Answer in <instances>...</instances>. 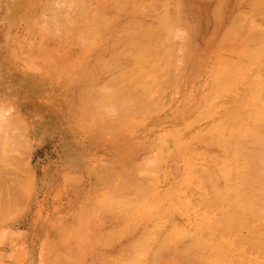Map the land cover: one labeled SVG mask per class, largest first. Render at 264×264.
<instances>
[{
  "label": "rangeland",
  "instance_id": "obj_1",
  "mask_svg": "<svg viewBox=\"0 0 264 264\" xmlns=\"http://www.w3.org/2000/svg\"><path fill=\"white\" fill-rule=\"evenodd\" d=\"M168 1L0 0V24L30 25V99L60 108L50 134L77 138L45 158V171H57L45 176L53 184L45 200H70L78 193L69 185L93 184L91 175L57 174L68 149L77 148L78 169L103 170L93 193L96 219H107L103 238L91 251L72 239L65 255L58 239L35 242L29 264L44 256V264H264V0ZM75 54L77 96L60 78ZM11 80L6 69L0 230L20 220L29 197L41 198L28 130L11 104L20 95L6 94ZM18 168L29 174H11ZM27 182L32 192L12 190ZM50 213L40 201L32 221L51 237L64 225Z\"/></svg>",
  "mask_w": 264,
  "mask_h": 264
},
{
  "label": "crops",
  "instance_id": "obj_2",
  "mask_svg": "<svg viewBox=\"0 0 264 264\" xmlns=\"http://www.w3.org/2000/svg\"><path fill=\"white\" fill-rule=\"evenodd\" d=\"M29 28V24H0V75L4 74L6 69H9L12 85H10L8 90H6V94L20 95V102L15 99L11 104L15 105L16 110L20 112L21 122L24 128L28 130V148L26 152H29V160H31L32 164L34 163L33 172H31V174L36 180L34 186L32 185V187L33 191H36L37 193L36 197L38 199L41 197L43 200L41 198V200H37L35 197H27L28 199L25 206V209L27 210L22 212L20 220L17 221L16 224H10L8 222L0 230V264H29L28 256L30 255L29 253L32 244L36 242V247L39 248L38 245L40 244L42 246L44 241L49 238L58 239L61 241L60 249L62 251H60V255L67 254L68 248L75 246V243L68 242L72 239H76L79 243L80 240L84 241L81 246L87 245L91 251L94 249L93 241L95 239L103 238V225H105L107 222V219H104L103 217H101V219H96L97 216L94 215L93 210V199L95 197L93 193L96 191L95 188L97 186V182L100 179H103V170H95V167L91 170L89 168H85L86 166L78 169V158H72L73 154L77 153L76 147H74V149L73 147L68 149L69 153L68 155H65L66 157L64 160H68L69 162L68 164H64V172L57 174L91 175L93 184H80L77 186L69 185L70 189L73 188L74 192L76 191V193H78L73 199L48 202L45 200L46 196L52 191L53 187L52 183L46 182L47 179L45 176L47 177V175H55L57 172L45 171V158L48 157L50 153L57 150V145H61V143L66 142L74 144L77 142V138L55 136L50 134V129L61 127V124H59V119H57V115H55V112L60 110V108L50 107L49 104H41L39 101H34L32 98L30 99V96L37 94V92L30 91V86L33 84H31L30 81L33 79V77L30 78L29 76V63L33 62V59L36 61L37 57L33 55V51L28 49L27 43L29 38L28 33L30 31ZM18 47L20 48V53L14 50ZM30 52L31 54H29ZM100 60H104L99 62L103 63L107 60V58L101 57ZM4 64L10 66L5 68ZM16 64H20V74H18L19 87H14V85L17 86L14 79V77L16 78V72L18 71V66H16ZM62 64H68L69 70L62 71V69L60 72V78L64 81V83L66 80L69 81L70 92L73 89L74 96H77L76 90L78 88V72L76 68V54L68 56V61H63ZM100 74V80H103V73ZM29 78L31 80H29ZM39 128L45 129L38 130ZM72 150H74V152ZM27 163H29L28 158L26 159V164ZM67 169L70 171L67 172ZM105 173L107 174V172ZM11 174L25 176L26 174H29V171L27 168H18ZM43 175L44 177H41ZM12 190L29 192L31 189L28 187L27 182L22 183L21 186L16 185V187H14ZM83 193H88V195ZM84 196H86V199H84ZM24 199L25 196L21 195V198L19 199L20 204L15 203V206H21L24 202ZM29 200H32L33 202L30 203ZM40 201L43 203V208H51L50 214L54 218H52L53 221L56 220L58 222L59 220V222L64 225L62 227L63 233L61 231V234H54L50 237L43 233L45 230L42 232L36 225H34V222L32 221L35 218L33 215V210L40 206ZM73 227L76 229L73 230ZM79 248L82 249L81 247ZM45 257L46 256L42 257L43 264L46 261Z\"/></svg>",
  "mask_w": 264,
  "mask_h": 264
},
{
  "label": "bare ground",
  "instance_id": "obj_3",
  "mask_svg": "<svg viewBox=\"0 0 264 264\" xmlns=\"http://www.w3.org/2000/svg\"><path fill=\"white\" fill-rule=\"evenodd\" d=\"M166 1H167V0H166ZM171 1H172V3H173V2H176V0H171ZM171 1H170V2H171ZM194 1H195V0H194ZM199 1H200V0H199ZM209 1H210V0H209ZM83 2H84V1H83ZM168 2H169V1H168ZM170 2H169V3H170ZM177 3H178V2H177ZM179 3H180V2H179ZM179 3H178V4H179ZM182 3H183V1H181V4H182ZM196 3H197V2H196ZM205 3H206V1H205ZM84 4H85V2H84ZM192 4H193V3H191L190 5H192ZM174 5H175V4H174ZM190 5H189V6H190ZM178 6H179V5H178ZM186 6H187V5H186ZM192 6H195V5H192ZM196 6H197V5H196ZM196 6H195V7H196ZM204 6H205V5H204ZM204 6H203V9H204ZM80 7H84L83 4H82ZM80 7H79V8H80ZM175 7H177V6H175ZM197 7H198V6H197ZM205 7H206V6H205ZM177 8H178V7H177ZM182 8H184V6H183ZM192 8H193V7H192ZM208 8H209V7H208ZM81 9H82V8H81ZM81 9H79V10H81ZM83 10H85V9H83ZM175 10H176V9H175ZM204 10H206V9H204ZM176 11H177V10H176ZM83 12H84V11H83ZM173 12H175V11H173ZM198 12H199V11H198ZM205 12H206V11H205ZM185 13H186V12H185ZM206 13H207V12H206ZM182 14H183V13H182ZM186 14H187V13H186ZM186 14H185V15H186ZM173 15H174V14H173ZM179 15H180V13H179ZM210 15H211V14H210ZM186 16H188V14H187ZM186 16H185V17H186ZM178 17H179V16H178ZM189 17H190V15H189ZM173 18H177V16H176V17H173ZM187 18H188V17H187ZM206 18H208V17H206ZM163 19H164V18H163ZM182 19H185V21L187 20L186 18H184V16H182V18H181V16H180V20H181V22H182ZM200 19H201V18H200ZM165 20H166V19H165ZM192 20H193V19H192ZM198 20H199V19H198ZM207 20H210V19H207ZM185 21H183V22H185ZM187 21H188V20H187ZM205 21H206V19H205ZM183 24H185V23H183ZM188 24H189V23H188ZM188 24H187V25H188ZM164 25H165V24H164ZM185 27H186V26H185ZM188 28L190 29V27H188ZM260 28H261V27H260ZM186 29H187V28H186ZM253 29H256V28L254 27V28H252V30H253ZM258 29H259V28H258ZM261 29H262V28H261ZM187 30H188V29H187ZM187 30H186V31H187ZM189 31H191V30H189ZM192 31H193V30H192ZM240 31H241V30H239V32H240ZM191 33H192V32H191ZM254 33H255V32H254ZM142 34H143V33H142ZM256 34H257V33H256ZM121 35H123V33H122ZM249 35H250V34H249ZM168 36H169V35H168ZM190 36H191V35H190ZM236 36H237V35H236ZM245 36H247V35H245ZM172 37H173V36H172ZM263 37H264V36H262V38H263ZM140 38H141V37H140ZM142 38H143V37H142ZM142 38H141V39H142ZM145 38H146V36H145ZM148 38H150V37H148ZM120 39H121V38H120ZM256 39H257V38H256ZM131 40H132V39H131ZM137 40H138V39H137ZM183 40H184V39H183ZM170 41H171V40H170ZM136 42H137V41H136ZM141 42H142V41H141ZM144 42H145V41H144ZM176 42H177V41H176ZM174 43H175V42H174ZM140 44H141V43H140ZM177 45H178V44H177ZM250 45H251V44H250ZM256 46H257V45H256ZM261 46H262V45H261ZM166 48H167V47H166ZM250 48H251V47H250ZM252 48H253V47H252ZM258 48H259V47H258ZM260 48H261V47H260ZM261 49L263 50V48H261ZM261 49H260V50L258 49V50L261 52V51H262ZM256 50H257V49H256ZM256 50H255V51H256ZM136 51H137V50H136ZM150 51H151V50H150ZM156 51H157V50H156ZM249 51H250V50H249ZM253 51H254V50H253ZM153 52H154V51H153ZM154 53H155V52H154ZM255 53H256V52H255ZM140 54H141V53H140ZM143 54H144V53H143ZM143 54H142V55H143ZM163 55H164V54H163ZM260 55H261V54H260ZM165 56H166V55H165ZM247 56H248V55H247ZM247 56H246V57H247ZM141 57H142V56H141ZM249 57H251V54H249ZM263 59H264V58H263ZM246 60H247V59H246ZM249 60H250V59H249ZM251 60H254V58H251ZM251 60H250V61H251ZM254 61H256V60H254ZM258 62H260V61L258 60ZM262 62L264 63V60H263ZM262 62H261V63H262ZM254 63H255V62H254ZM261 63H260V65H261ZM263 63H262V64H263ZM253 66H254V64H253ZM257 66H259V65H257ZM238 68L240 69V67H238ZM247 68H248V67H247ZM260 68H261V67H260ZM257 69H259V68H257ZM257 69H256V70H257ZM234 70H235V69H234ZM243 70H244V69H240L239 71H243ZM248 70H249V69H248ZM256 70H255V71H256ZM243 72H244V71H243ZM245 72H247V71H245ZM249 72H250V71H249ZM251 72H252V71H251ZM231 73H232V72H231ZM234 73H235V72H234ZM236 73L238 74V71H237ZM236 73H235V74H236ZM241 73H242V72H241ZM237 74H236V75H237ZM248 74H249V73H248ZM248 74H247V76H248ZM256 74H257V73H256ZM239 75H240V74H239ZM239 75H238V76H239ZM243 75H244V74H243ZM243 75H242V76H243ZM253 75H255V74H253ZM257 75H258V74H257ZM240 76H241V75H240ZM240 76H239V77H240ZM250 77H251V76H250ZM257 78H259V77H257ZM260 78L263 79L262 76H260ZM260 78H259V80H260ZM250 79H251V78H250ZM263 81H264V80H263ZM256 82H257V81H256ZM257 83H259V82H257ZM247 85H248V84H247ZM249 88H250V86H249ZM247 89H248V87H247ZM251 89H252V88H251ZM251 89H248V90H251ZM257 89L261 91V88H260V89L257 88ZM251 91H252V90H251ZM263 91H264V90H263ZM263 91H262V92H263ZM253 92H254V91H253ZM257 92H258V91H257ZM254 93L256 94V91H255ZM258 93H259V92H258ZM263 94H264V93H263ZM263 94H262V95H263ZM136 101H137V100H136ZM234 101H235V100H234ZM234 101H233V103H236V104H237V102H234ZM237 101H238V100H237ZM239 103H240V101L238 102V104H239ZM253 103H254V102H253ZM238 104H237V105H238ZM240 105H241V104H240ZM257 106H258V105H257ZM257 106H256V107H257ZM255 110H256V109H255ZM253 114H254V113H253ZM260 115H261V114H260ZM233 117L235 118V116H233ZM254 117H255V116H254ZM254 117H253V118H254ZM251 118H252V117H251ZM253 118H252V119H253ZM258 118H259V117H258ZM259 119H260V118H259ZM255 120H257V118H256ZM255 120H254V122H255ZM245 121H246V120H245ZM247 122H248V121H247ZM259 122H261V121H259ZM255 127H256V126H255ZM243 131H244V130H243ZM1 141H2V140H1ZM1 151H2V150H1ZM3 152H5V151H3ZM0 153H2V152H0ZM254 178H255V177H254ZM256 181H257V180H255V182H256ZM246 182H247V181H246ZM259 183H260V181H259ZM255 184H256V183H255Z\"/></svg>",
  "mask_w": 264,
  "mask_h": 264
}]
</instances>
